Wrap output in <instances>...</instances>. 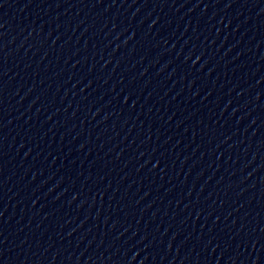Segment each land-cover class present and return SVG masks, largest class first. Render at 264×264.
Wrapping results in <instances>:
<instances>
[{"label": "water", "instance_id": "water-1", "mask_svg": "<svg viewBox=\"0 0 264 264\" xmlns=\"http://www.w3.org/2000/svg\"><path fill=\"white\" fill-rule=\"evenodd\" d=\"M264 203V0H0V264H224Z\"/></svg>", "mask_w": 264, "mask_h": 264}]
</instances>
